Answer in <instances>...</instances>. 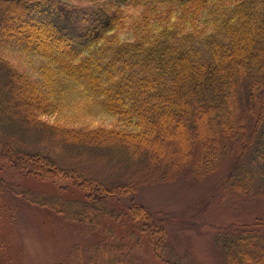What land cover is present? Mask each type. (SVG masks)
Segmentation results:
<instances>
[{
	"label": "trees",
	"instance_id": "16d2710c",
	"mask_svg": "<svg viewBox=\"0 0 264 264\" xmlns=\"http://www.w3.org/2000/svg\"><path fill=\"white\" fill-rule=\"evenodd\" d=\"M46 137L73 153L15 143ZM263 143L264 0H0V192L101 231L56 264H182L160 255L169 232L139 183L226 165L220 189L251 196L244 158L256 150L264 179ZM91 151L95 174L79 165ZM261 217L218 230L226 264H264Z\"/></svg>",
	"mask_w": 264,
	"mask_h": 264
},
{
	"label": "rangeland",
	"instance_id": "374dc122",
	"mask_svg": "<svg viewBox=\"0 0 264 264\" xmlns=\"http://www.w3.org/2000/svg\"><path fill=\"white\" fill-rule=\"evenodd\" d=\"M14 29L13 25L9 30ZM43 44L49 45L48 41ZM51 49L61 59L60 47L54 44ZM46 138L48 140H29L31 143L18 139L15 143L30 150L52 147L51 153L62 158L68 156V151L73 153V148L63 146L59 139ZM163 140H166L169 152L176 151L178 146L174 138L167 137ZM92 151L96 152L94 149ZM92 151L95 157L88 155L86 157L90 159L81 160L79 165L89 168L95 174L96 169L92 164L99 169L102 162ZM255 151L244 158L256 176V193L251 196L224 193L220 189L219 179L223 176L226 165L218 173L199 180L182 176L169 182L139 183L137 192L133 194L134 200L147 207L159 219L157 222L169 232L168 243L159 250L161 256L182 264H226L225 254L216 243L218 230L232 223H252L264 216V196L257 193L264 190V179L259 172L260 163ZM85 152L86 148L76 150L81 155ZM117 162L121 164L118 170L115 167L109 174L113 171V175H121L127 170V164L119 159ZM2 168L4 164L0 160V176L4 174ZM9 173L15 174L14 179L22 181L18 172L9 170ZM26 178L33 183L30 176ZM7 179L10 180L8 175ZM35 181L34 185L38 188L50 191L48 184L41 180ZM4 192H0V264H56L64 260L77 245L90 248L101 232L97 229L87 232V226L68 221L47 208L25 205L15 195ZM128 201L131 202V196ZM2 237L6 239V243ZM117 241L120 239L117 238ZM145 248L146 246L137 249ZM126 253H133V247H128Z\"/></svg>",
	"mask_w": 264,
	"mask_h": 264
}]
</instances>
